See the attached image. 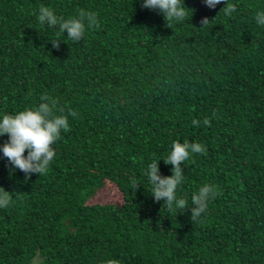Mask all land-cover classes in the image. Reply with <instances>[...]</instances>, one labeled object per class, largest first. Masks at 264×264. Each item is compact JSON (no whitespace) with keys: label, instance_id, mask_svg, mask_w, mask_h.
Instances as JSON below:
<instances>
[{"label":"trees","instance_id":"16d2710c","mask_svg":"<svg viewBox=\"0 0 264 264\" xmlns=\"http://www.w3.org/2000/svg\"><path fill=\"white\" fill-rule=\"evenodd\" d=\"M229 2L225 17L224 0H184L186 19L170 27L140 0H0V113L44 94L54 114L77 113L44 175L0 158L11 192L0 264H264V26L253 19L264 0ZM41 5L94 11L97 23L53 48L66 37L36 20ZM183 139L205 150L181 162L176 195L188 205L205 182L217 191L195 221L154 201L143 174L160 159L171 175L162 158Z\"/></svg>","mask_w":264,"mask_h":264},{"label":"clouds","instance_id":"9594fccd","mask_svg":"<svg viewBox=\"0 0 264 264\" xmlns=\"http://www.w3.org/2000/svg\"><path fill=\"white\" fill-rule=\"evenodd\" d=\"M208 8H215L221 0H202ZM141 7L154 9L162 14L167 25L171 27L173 22H183L187 17V8L184 0H140ZM225 17H230L236 11V5L224 0L221 8ZM220 9V10H221ZM219 10V11H220ZM36 20L40 25L58 29L57 36L63 33L65 39H50L52 47L58 46L60 40L80 41L86 27H92L97 23V14L94 11L80 10L74 17L63 18L47 6H39L36 11ZM257 25L264 26V10H257L253 17ZM207 16L202 17L200 25H207ZM66 32V35H65ZM57 106V99L44 94L40 102L34 106L24 107L13 112L0 113V137L7 134V139L0 143V158H6V164L13 170H19L26 176L38 173L44 175L55 156V143L61 137V133L69 131L68 117H76L77 113L69 108L67 114L59 109V115L54 114L53 109ZM193 125L197 121L192 120ZM204 125L209 120H203ZM27 153L25 155V150ZM205 150L201 143L188 139L174 140L166 158H162L165 164L171 165V175H161L158 161L152 159L144 170V175L151 185L148 191L154 201L163 200V205L168 209H179L180 212L188 208L190 220H197L205 213L209 202L217 195L216 187L210 183H203L191 195V203L186 205V200L176 195L178 186L183 182V169L181 162H187L190 154L202 153ZM136 183H133L135 188ZM10 191L0 187V209L6 208L11 203ZM190 205V208L188 207ZM108 264H116L115 260H109Z\"/></svg>","mask_w":264,"mask_h":264},{"label":"rangeland","instance_id":"374dc122","mask_svg":"<svg viewBox=\"0 0 264 264\" xmlns=\"http://www.w3.org/2000/svg\"><path fill=\"white\" fill-rule=\"evenodd\" d=\"M106 190H107L108 192H109V191H110V192H113V190L111 189V186H110V185L107 186ZM103 191H105V190H103ZM32 264H38V260L33 261Z\"/></svg>","mask_w":264,"mask_h":264}]
</instances>
